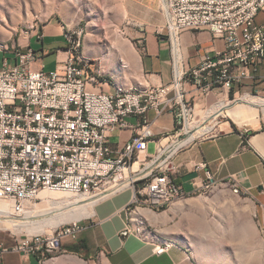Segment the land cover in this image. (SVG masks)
<instances>
[{"label":"built area","instance_id":"built-area-1","mask_svg":"<svg viewBox=\"0 0 264 264\" xmlns=\"http://www.w3.org/2000/svg\"><path fill=\"white\" fill-rule=\"evenodd\" d=\"M162 8L167 22L161 33L175 54L173 79L140 94L122 89L108 94L90 87L97 78L82 65V32L70 35L68 57L54 71L45 70L30 45L14 47L11 58L2 59L0 203H10L15 218H25L27 207L46 190L85 195L93 205L127 190L134 192L133 202L152 206L169 204L185 193L172 177L173 157L188 139L181 137H191L202 127L195 115L199 101L214 92L229 97L263 63L264 24L258 25L256 18L264 11V0H162ZM199 30L224 39L227 48L186 69L176 55L178 39L185 31ZM38 63L40 68L35 69ZM150 112L158 117L170 112L173 132L157 138ZM131 117L138 118L133 135L123 147L114 148L110 134L130 128ZM152 141L156 152L151 154ZM206 174L208 183L199 196L217 183L210 171ZM228 185L242 193L234 179ZM85 229V220H80L51 233L14 234L12 245L0 244V264L11 251L36 257L40 263L51 261L55 259L51 249L78 242ZM166 251L156 248L160 255Z\"/></svg>","mask_w":264,"mask_h":264},{"label":"crops","instance_id":"crops-1","mask_svg":"<svg viewBox=\"0 0 264 264\" xmlns=\"http://www.w3.org/2000/svg\"><path fill=\"white\" fill-rule=\"evenodd\" d=\"M125 5L129 14H141L132 16V20H137L138 24L135 26L139 29L125 27L123 29L125 37L116 33L113 37H104L100 40L89 38L84 41L82 47L84 57L90 61L89 72L97 78L90 87L108 94L115 93L117 89L143 91L151 86L169 84L173 79L172 62L175 58L173 46L167 40L166 34L161 33L167 22L161 10L162 0H125ZM256 22L258 25L264 24V11L258 14ZM65 27L59 18L51 19L40 32L32 35L27 44L21 46L25 48L30 45L34 49L36 46L35 51L47 72L54 71L59 66V61H65L68 57L67 51L64 50ZM177 47L176 55L181 64L186 69H193L207 54L225 51L227 43L222 38H215L209 30L185 31L179 36ZM39 68L38 63L35 69ZM242 93L264 96V61L251 72L250 78L236 86L234 96H241ZM221 96L228 98L225 94L219 95L214 92L207 99L199 101L196 104L195 115L199 103L208 106L213 98ZM149 118L153 122L152 127L157 138L173 132L175 120L170 112L160 117L150 112ZM229 118L232 123L226 122L218 134L183 143L182 149L175 154L172 161L174 168L172 177L182 186L185 198L163 211L169 210L170 216L168 214L156 216L163 212L153 214L144 207L140 208L154 216L153 223L159 224L169 218L180 219L182 210L188 206H195L197 199L203 197L199 194L208 183L206 172L210 171L217 183L223 184L234 179L242 191L241 195L248 198L252 204L254 216L264 224V116L261 117L258 111V120L245 125H240L233 118ZM200 122L202 125L205 123L202 120ZM137 123L138 118L131 117L130 128L113 131L110 134L111 145L114 148L123 147L133 135L132 126ZM215 128L216 125L213 130ZM151 144L156 146L154 141L150 142L149 146ZM203 164H206L205 168ZM229 191L233 195L241 196ZM133 199L134 192L127 190L95 204L93 214L85 219L86 229L80 240L66 244L63 252L51 261L40 263L36 257L11 251L4 255L3 263L192 264V250L182 242L179 225L174 223V226L169 228V233L180 237L179 239L151 237L144 231L139 232L141 228L147 227L148 221L150 222L143 216L142 221L145 222L142 226L141 222L136 220L138 228L141 227L137 231V224L132 218L137 212L133 210ZM13 235L0 230V244L12 245ZM165 245H168L169 249L161 255L157 254L156 248Z\"/></svg>","mask_w":264,"mask_h":264},{"label":"rangeland","instance_id":"rangeland-1","mask_svg":"<svg viewBox=\"0 0 264 264\" xmlns=\"http://www.w3.org/2000/svg\"><path fill=\"white\" fill-rule=\"evenodd\" d=\"M161 10L163 12L162 7ZM140 15L138 13L129 14L126 10L125 0H0V45L8 47L9 52L12 51L13 47L21 48L28 43L33 34L40 32V29L47 22L59 18L66 26L64 32V50L66 51L69 47L70 35L77 32H82V43L89 38L100 40L104 37H113L116 33L125 37L126 34L123 32L125 27L139 29L135 26L138 24L137 20H132V16ZM11 56L10 53L2 54L0 66L4 57L11 58ZM250 95L254 102L264 98V96L256 93ZM243 96L245 94L242 93L241 96H234L233 98L230 94L228 98L223 96L213 98L208 106L199 103L196 116L205 121L202 118L211 106L225 99L232 104L228 107L230 109L242 106L245 102L239 99ZM240 109L243 117L238 121L227 110L216 120L205 121L203 125L201 124L202 127H214L216 125L215 130L205 135L218 134L223 130L226 122L232 123L229 117L238 124L245 125L258 120V111L261 117L264 116L262 108L259 107L251 109L243 106ZM187 138L190 137H181V139ZM202 138L201 136L194 140ZM155 152L156 146L151 144L149 153ZM46 197V205L43 206V201L38 198L27 207L26 211L35 215L31 219L32 222L40 223L55 217L59 218L80 207L77 204L80 199L79 196L48 193ZM196 202L195 206H185L186 209L182 210L180 219L169 218V220L161 221L162 224H155L149 219L150 222L148 221L147 227H139L141 228L139 232L144 231L156 238L179 239L180 237L169 233L170 226H174V223L179 225V230L182 232V242L192 250V264H264V224L260 223L258 218L254 216L253 206L248 198L242 195H233L229 189L221 188L212 194L198 198ZM132 205L134 206L133 210L137 211L132 217L133 221L136 224V220L142 222L143 216L146 217V211L141 210L140 205L136 202H132ZM89 209L93 211V207ZM164 214L170 216V211L167 210L156 216ZM139 228L137 224V231ZM52 229L53 227L48 226L46 232L51 233ZM0 230L9 234H29L26 231L13 233L2 227Z\"/></svg>","mask_w":264,"mask_h":264},{"label":"bare ground","instance_id":"bare-ground-1","mask_svg":"<svg viewBox=\"0 0 264 264\" xmlns=\"http://www.w3.org/2000/svg\"><path fill=\"white\" fill-rule=\"evenodd\" d=\"M84 34V33H83ZM82 47H83V43H82V39L81 36L79 38V55L81 56V60H82V65L84 66H89L90 61L87 60V58L84 57L83 53H82ZM11 49V48H10ZM4 51V52H3ZM14 51V47L12 49L11 52H9V48L8 47H0V55L2 54H12V52ZM133 90V94H140L139 90L136 89H130V90H124V91H132ZM240 101L245 102L244 105L230 109L228 107H230V102L229 101H220L217 104L211 106V108L206 112L205 116H204V120L205 121H209V120H216L218 117H220L224 111L227 110V112L230 113V115L234 118H236V120L238 121L239 119H241L243 117V113L241 111V107L243 106H247L249 108H253L254 106L257 108H262L263 113H264V98H260L257 102H254L252 97L250 95H245L242 98L239 99ZM237 102V101H236ZM236 104V103H235ZM197 132L192 135L189 139H187L184 143L187 144L189 142H191L192 140H194L195 138H199L207 133H210L213 130V127L210 126H204V127H197ZM167 142V140L164 141V144ZM229 189L231 190L234 194H238L241 195L242 193H237V188L236 185H228V181L220 184V183H216L215 185H213L212 188H209V192L205 193V195L208 194H212L214 193L217 189ZM48 193H59V192H52V191H42L38 198L40 200H42V205H46L47 203V197L46 195ZM59 194H65V193H59ZM70 195V194H68ZM204 195V196H205ZM74 196H79V200L77 201L78 206H80L78 209L72 210L70 211L67 215L61 216L59 218L55 217L52 218L50 220H47L46 222H40V223H35L32 222L31 219L35 217V215H33L34 213L26 211V217L25 218H15V216L12 213V205L10 203H0V227L4 228L5 230L11 231L13 233H21V232H28L29 234H37V233H47L46 232V228L49 227H53L56 228L66 222H75V221H80L83 218H87L89 216H91L93 214V211H90L89 208H92L94 205L93 203L90 201V198L85 196V195H74ZM185 198V193H182V195H179L177 197H174L172 199V201L169 204H161V206H152L149 203H145V202H136L137 204L140 205L139 208H146L148 209L150 212H152L153 214H159L162 213L168 206L172 205L173 203L182 200ZM135 203V202H134ZM146 218L153 220L154 216H150L149 212H146ZM144 224V221L141 222V225ZM159 248L168 250L169 246L165 245V246H161ZM64 248H53L51 249V257H55L56 255H58L59 253L63 252Z\"/></svg>","mask_w":264,"mask_h":264},{"label":"trees","instance_id":"trees-1","mask_svg":"<svg viewBox=\"0 0 264 264\" xmlns=\"http://www.w3.org/2000/svg\"><path fill=\"white\" fill-rule=\"evenodd\" d=\"M32 47V46H31ZM234 92H235V89L231 90L230 92V96L233 98L234 97Z\"/></svg>","mask_w":264,"mask_h":264}]
</instances>
